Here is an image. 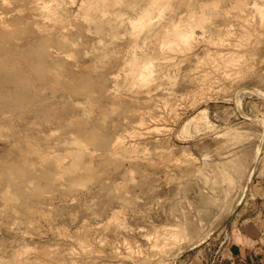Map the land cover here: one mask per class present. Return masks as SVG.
Instances as JSON below:
<instances>
[{
	"label": "clouds",
	"instance_id": "clouds-1",
	"mask_svg": "<svg viewBox=\"0 0 264 264\" xmlns=\"http://www.w3.org/2000/svg\"><path fill=\"white\" fill-rule=\"evenodd\" d=\"M258 199L264 0H0V264H205Z\"/></svg>",
	"mask_w": 264,
	"mask_h": 264
},
{
	"label": "rangeland",
	"instance_id": "rangeland-1",
	"mask_svg": "<svg viewBox=\"0 0 264 264\" xmlns=\"http://www.w3.org/2000/svg\"><path fill=\"white\" fill-rule=\"evenodd\" d=\"M260 201L262 202V200H257V205H260ZM256 203L249 207L253 208L257 206ZM249 207L245 208L242 205L236 213L228 216L224 220L218 234L205 246V264H224L225 260H231L232 246L234 244H231L228 241L227 237L231 234L233 226L235 225L237 227L239 221H241L240 219H238L239 216L242 219L245 215H247V213L249 212ZM192 255H194V253H189L187 256V260L190 261ZM228 257H230V259Z\"/></svg>",
	"mask_w": 264,
	"mask_h": 264
},
{
	"label": "crops",
	"instance_id": "crops-1",
	"mask_svg": "<svg viewBox=\"0 0 264 264\" xmlns=\"http://www.w3.org/2000/svg\"><path fill=\"white\" fill-rule=\"evenodd\" d=\"M260 205L255 207H249V212L242 219L239 216L238 228L253 238L259 235V226L256 223L254 217L257 211L264 208V201H260ZM256 210V211H255ZM224 264H264V251L257 252L251 249H241L237 245L232 246L231 260H225Z\"/></svg>",
	"mask_w": 264,
	"mask_h": 264
}]
</instances>
